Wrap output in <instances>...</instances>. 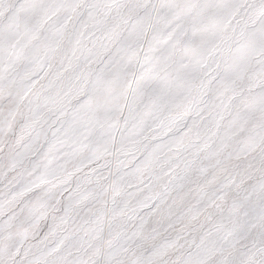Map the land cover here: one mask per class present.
I'll use <instances>...</instances> for the list:
<instances>
[{
	"label": "snow or ice",
	"instance_id": "6c2138e0",
	"mask_svg": "<svg viewBox=\"0 0 264 264\" xmlns=\"http://www.w3.org/2000/svg\"><path fill=\"white\" fill-rule=\"evenodd\" d=\"M0 264H264V0H0Z\"/></svg>",
	"mask_w": 264,
	"mask_h": 264
}]
</instances>
